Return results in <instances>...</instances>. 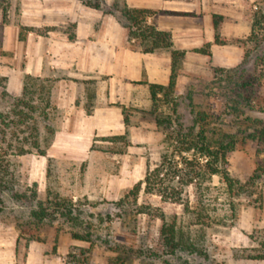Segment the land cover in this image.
Listing matches in <instances>:
<instances>
[{"label":"rangeland","instance_id":"rangeland-1","mask_svg":"<svg viewBox=\"0 0 264 264\" xmlns=\"http://www.w3.org/2000/svg\"><path fill=\"white\" fill-rule=\"evenodd\" d=\"M88 1L117 19L128 37V23L121 16L123 0ZM35 2L7 0L6 10L0 7L3 114L10 112L22 91L13 94L17 90L14 78L22 88L24 84L31 91L50 86L51 92L50 82L36 83L37 78L30 77L31 82L20 75L24 38L31 33L36 40L48 30L35 25ZM54 31L71 36L67 26ZM244 52L247 57L240 68L218 73L210 83H199L204 94L173 92L167 99L158 98L150 119L168 118L171 123L157 127L161 141L151 151L130 144L125 135L97 146L94 152L100 155L82 163L48 160L43 166L34 152L7 157L4 173L0 172V264H264V259H256L264 257V138H250L264 130V30ZM253 72L262 74L253 109H242L238 117L228 116L224 110L230 102L225 77ZM230 95L233 102L235 94ZM51 113L47 123L35 117L37 135L29 137L28 144L36 141L42 149L44 143L49 147L52 136L45 126L56 131L59 124V113ZM203 115L207 118L202 122ZM177 127L182 131L193 128L195 134L204 128L212 141L219 134L232 135L235 148L226 161L227 172L236 184L229 192L219 176L195 177L181 189L177 202L146 195L144 186L134 200L130 194L133 187L143 181L148 170L159 166L162 155L170 153L164 139ZM212 132L214 135H209ZM127 152L132 155L122 156ZM187 162L198 173L206 160L191 152L175 156L172 164L184 169ZM176 182L174 179L170 185L176 186ZM162 227L176 230L173 243L193 246L194 250L171 251Z\"/></svg>","mask_w":264,"mask_h":264},{"label":"crops","instance_id":"crops-1","mask_svg":"<svg viewBox=\"0 0 264 264\" xmlns=\"http://www.w3.org/2000/svg\"><path fill=\"white\" fill-rule=\"evenodd\" d=\"M35 1V25L48 30L36 40L31 33L24 38L20 75L52 84L51 103L59 124L39 157L43 166L48 160L85 162L99 154L94 148L125 135L130 144L151 151L161 137L150 119L149 87L167 86L170 52L183 54L174 94L202 95L199 83L213 81L215 71L242 66L253 13H264L261 0H123L129 10L150 12L146 23L170 35V50L142 53L113 16L78 0ZM66 26L69 38L54 31ZM12 84L17 89L13 94H18L21 85L15 78Z\"/></svg>","mask_w":264,"mask_h":264},{"label":"trees","instance_id":"trees-1","mask_svg":"<svg viewBox=\"0 0 264 264\" xmlns=\"http://www.w3.org/2000/svg\"><path fill=\"white\" fill-rule=\"evenodd\" d=\"M83 6L99 10L98 4H91L88 0H78ZM264 1V0H261ZM0 7L2 11L6 10L7 0H0ZM150 15V12L142 10H129L124 8L121 11V16L126 20L128 26V41L133 40L134 44L140 48L142 53H153L157 50H170L171 41L170 35L164 32L156 31L152 26L146 23V18ZM264 30V13L260 10L253 13L252 33L249 40H253L257 37L260 31ZM19 39L23 40L21 33ZM250 40V41H251ZM183 54L177 51L170 52V76L167 86H150V97L152 106L155 109L158 102L157 95H160L163 99L169 98L173 94L175 80L178 75L180 66V60ZM247 54L244 55L243 61L246 60ZM263 61L260 62V65ZM214 73H224L219 70ZM262 74L243 75L241 73L235 75H227L225 77L226 92L229 96L228 101L225 103L224 110L228 116L237 117L243 114L242 109H253L252 104L256 99V89L260 84V78ZM27 81L33 82L30 77H26ZM36 83H49L45 80L35 79ZM5 78L0 77V90L4 91ZM39 87V86H38ZM50 86L45 88L40 86L36 90H29L27 84L23 85L20 97L16 99L9 113H0V172L4 173L5 159L9 156H24L32 152L39 156H44L47 149L46 143H44L43 149L36 141L29 143V137L37 135V127L35 125V117L40 118L43 122L47 123L50 120L49 115L51 112H56L54 106L50 100ZM235 94L234 100H230L232 94ZM2 95H5L2 92ZM175 112V111H174ZM207 116L200 117V121H204ZM156 125L158 128L164 125H170V120H160L156 118ZM49 126H45L48 135L53 136L55 130L49 129ZM166 129V128H164ZM27 133V136L25 134ZM24 135L23 138H20ZM209 135H214V132ZM264 138V130L259 132L258 136H250L251 139ZM46 142V140H44ZM164 143L171 148L169 154L165 153L160 158V164L155 169L147 171L142 182L137 183L132 191L133 199L135 200L140 192L141 186L143 187V193L150 196H157L161 200L177 202L179 201L181 189L188 186L191 181L196 177H202L208 179L212 176H219L225 183L229 192L233 189L236 182L230 178L227 172L226 157L235 148V141L232 135L219 134L215 140H210L208 133L204 128L195 134L193 128H187L182 131L181 127H177L169 134H166ZM195 153L199 157L206 160L202 165L198 173L195 172L193 166L187 162L184 169L178 168L177 164H172L175 156H181L183 153ZM177 179L175 185H170V182ZM179 188V190H178ZM41 216V215H40ZM176 230L170 227L167 231L162 227L161 234L167 233L168 243L172 244L171 251L177 248L193 251V246H182L179 243H173ZM256 259L262 260L263 256H258Z\"/></svg>","mask_w":264,"mask_h":264}]
</instances>
